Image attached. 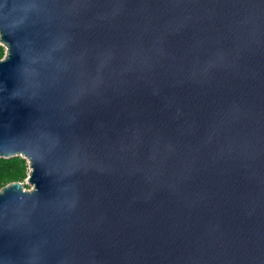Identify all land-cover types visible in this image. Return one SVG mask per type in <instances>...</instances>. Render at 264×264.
Here are the masks:
<instances>
[{"label":"water","instance_id":"water-1","mask_svg":"<svg viewBox=\"0 0 264 264\" xmlns=\"http://www.w3.org/2000/svg\"><path fill=\"white\" fill-rule=\"evenodd\" d=\"M0 264H264V0H0Z\"/></svg>","mask_w":264,"mask_h":264},{"label":"trees","instance_id":"trees-1","mask_svg":"<svg viewBox=\"0 0 264 264\" xmlns=\"http://www.w3.org/2000/svg\"><path fill=\"white\" fill-rule=\"evenodd\" d=\"M3 55L4 48L0 46V59ZM28 171L27 161L19 156L0 158V189L11 182H23Z\"/></svg>","mask_w":264,"mask_h":264},{"label":"rangeland","instance_id":"rangeland-1","mask_svg":"<svg viewBox=\"0 0 264 264\" xmlns=\"http://www.w3.org/2000/svg\"><path fill=\"white\" fill-rule=\"evenodd\" d=\"M22 183L24 184V186L26 187V189H30V186L27 184V182L25 180Z\"/></svg>","mask_w":264,"mask_h":264}]
</instances>
